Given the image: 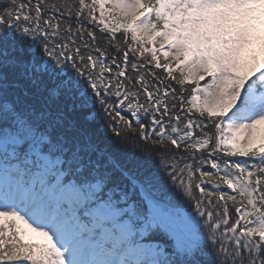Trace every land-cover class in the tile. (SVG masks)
I'll return each mask as SVG.
<instances>
[{
    "label": "snow or ice",
    "instance_id": "snow-or-ice-1",
    "mask_svg": "<svg viewBox=\"0 0 264 264\" xmlns=\"http://www.w3.org/2000/svg\"><path fill=\"white\" fill-rule=\"evenodd\" d=\"M97 121L116 145L129 142L123 129L151 141L137 167ZM8 138L18 160L33 154L28 171L51 198L33 184L0 197V264H264V0L0 3ZM62 192L77 199L60 202ZM68 209L92 222L76 242ZM101 209L127 224L109 249L118 261L81 258L102 235ZM145 247L154 258H129Z\"/></svg>",
    "mask_w": 264,
    "mask_h": 264
},
{
    "label": "rangeland",
    "instance_id": "rangeland-1",
    "mask_svg": "<svg viewBox=\"0 0 264 264\" xmlns=\"http://www.w3.org/2000/svg\"><path fill=\"white\" fill-rule=\"evenodd\" d=\"M14 141L11 138L0 140V146L2 152L5 153L6 157H2V160L0 161V164L5 162V159H10L12 157V154L15 153L13 150ZM30 159H27L24 161V163L28 162ZM30 162V161H29ZM54 161L52 160H43L41 159V167L43 169H47L54 165ZM47 165L48 167H45ZM4 168H7V170H4L2 173H0V197H15L19 191L23 190L26 185L29 184H35L37 189L33 192V188L29 189L30 192H33V194L40 196L39 193L42 192V194L45 193L47 187L45 185H42L37 179L31 178L27 181V179H24L23 171L19 164H12L6 165ZM3 169V168H2ZM10 170V176H8L7 172ZM18 171H20L18 173ZM7 180V186H3V181ZM9 188V189H8ZM8 189V190H7ZM10 190V191H9ZM9 191V193H8ZM10 194V195H9ZM77 197L70 192H62L59 196V201L61 202H67L71 203L75 201ZM187 211V209H183ZM63 216L67 219L66 224V235L68 239L72 242H76L78 239L81 238L82 233H86L89 229L92 227V222L89 221L87 226L84 223L75 224L71 216V209H68L67 212L63 213ZM98 220H102V235L97 240V247L96 251L94 252L92 245L90 246L91 253L82 255V259L84 260H112V261H118L120 259H123V255L120 252H117L115 250L109 251L110 248H113L114 245H116L118 239L122 237L123 234H126L127 232V224H122L119 222L117 218L114 217L112 211L110 209H101L100 210V216L97 217ZM74 223V224H73ZM174 227L179 231H186L189 227L186 221L177 219L174 221ZM111 228V230H109ZM87 239V237H85ZM89 250V245H88ZM95 255L93 259L91 257ZM155 257L154 251L151 249V247H145L138 251L135 256L129 257L130 259H152Z\"/></svg>",
    "mask_w": 264,
    "mask_h": 264
},
{
    "label": "trees",
    "instance_id": "trees-1",
    "mask_svg": "<svg viewBox=\"0 0 264 264\" xmlns=\"http://www.w3.org/2000/svg\"><path fill=\"white\" fill-rule=\"evenodd\" d=\"M6 2H7V0H0V3H6ZM86 27H89V25H86ZM98 35H99V33H98ZM109 51H110V58H111V56L114 53H112L111 49ZM130 60H131V58H130ZM156 71L158 74L161 72V70H156ZM128 75L129 76L133 75L131 67H129ZM163 78H164L163 76H160V79H163ZM165 83H171L173 87L177 88V92L180 91L179 86L175 85L173 82L166 80ZM187 91H190V86L188 87ZM187 91L185 92V95H187ZM143 99L144 98L141 95V102H143ZM91 112H92L91 109L84 110L81 113V119L83 120V118L85 116L90 115ZM123 114L128 115L127 110H124ZM92 126L96 129H98V135L100 136V138L102 140H106V141L111 140L112 141L111 143H109V147H110L111 151L115 154V156L118 159L123 161L130 168L137 167L140 164V162H141L140 149L141 148H143L145 145H147L148 147H152L151 141H147V142L142 141L139 139V136L136 132H131L127 129H123V131L129 138L128 144L127 145H116L114 143V140H115L114 135L110 131H106L103 128H101L98 121L93 123ZM133 126L135 127V124ZM177 151L182 152V150H177ZM158 156H159L158 153H155V152L153 153L152 159L150 161V164L152 167H155V162H156ZM231 159L239 160L241 162L245 161V158H241V157H233ZM225 190H227V189H225ZM177 204L182 209H187L185 204H184L183 199H178ZM229 211H230V213H233V210L231 209V207H230Z\"/></svg>",
    "mask_w": 264,
    "mask_h": 264
},
{
    "label": "bare ground",
    "instance_id": "bare-ground-1",
    "mask_svg": "<svg viewBox=\"0 0 264 264\" xmlns=\"http://www.w3.org/2000/svg\"><path fill=\"white\" fill-rule=\"evenodd\" d=\"M3 149H1V146H0V151H2ZM2 169L0 168V173H2ZM8 176H10V174H8ZM84 253H87V248L85 249ZM94 258V257H93Z\"/></svg>",
    "mask_w": 264,
    "mask_h": 264
}]
</instances>
